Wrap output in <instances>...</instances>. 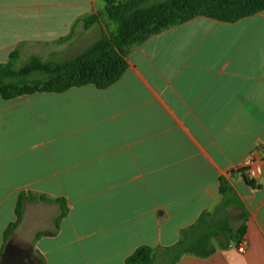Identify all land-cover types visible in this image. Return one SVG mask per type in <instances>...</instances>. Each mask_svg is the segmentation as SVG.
<instances>
[{"label":"crops","instance_id":"0c3cea01","mask_svg":"<svg viewBox=\"0 0 264 264\" xmlns=\"http://www.w3.org/2000/svg\"><path fill=\"white\" fill-rule=\"evenodd\" d=\"M104 9L105 0H0V56H61L85 44L94 26L84 20ZM127 62L105 90L0 99V250L25 194L37 199L11 237L35 250L24 264H125L143 246L156 264H264V174L250 182L232 171L264 147V12L235 24L196 18ZM56 200L68 207L59 229ZM204 212L234 230L245 223L246 252L212 240L204 257L196 234L184 247L198 252L163 258Z\"/></svg>","mask_w":264,"mask_h":264},{"label":"trees","instance_id":"16d2710c","mask_svg":"<svg viewBox=\"0 0 264 264\" xmlns=\"http://www.w3.org/2000/svg\"><path fill=\"white\" fill-rule=\"evenodd\" d=\"M262 12L264 0H165L159 3L156 0H105L104 11L86 18L84 23L90 28L104 18L108 34L82 54L62 63L31 56L25 65L18 66L22 59L21 50H15L8 63L0 65V99L10 101L37 93H64L88 85L105 90L115 85L127 71L130 50L153 36L200 17L235 24ZM110 26H114V30H110ZM225 194L224 185L221 195ZM36 199L25 194L19 196L16 221L9 225L4 234L0 264L12 235L23 221L26 203ZM38 199L51 202L45 196ZM56 202L61 205V215L56 221V228L59 229L62 220L68 215V207L64 200ZM219 230L220 233H216ZM196 234L199 237L193 244L196 249L200 247L204 257H208L216 251L212 240H216L222 248L225 247L223 239L228 243L239 244L246 234V225L244 223L234 230L226 217L221 223L215 220V213L204 212L195 225L182 232L177 246L163 250V258L178 252L176 259L171 262L175 263L184 254L198 252L192 249V244L187 249L184 247ZM156 261L157 250L143 246L129 256L125 264H156Z\"/></svg>","mask_w":264,"mask_h":264},{"label":"rangeland","instance_id":"374dc122","mask_svg":"<svg viewBox=\"0 0 264 264\" xmlns=\"http://www.w3.org/2000/svg\"><path fill=\"white\" fill-rule=\"evenodd\" d=\"M162 1H165V0H156V2H158V3L162 2ZM100 20H102V22L99 21L98 23H96L99 25H93L94 27L90 32L87 31V32H84L82 34V38L84 39L83 43H85V44H83L82 46L80 44H77L76 46H73L72 48H65V49H63L64 53L61 56H57V57H56V55L51 56V57H48V56L45 57L44 56L43 59H45V61L61 62L62 63V62H66L68 60L73 59L74 57H76V54H78V53L80 54V52L81 53L84 52L86 49V46H84V45L89 44L90 46H92L101 37L106 35L107 32L109 33L108 26L107 25L104 26V24H106L105 19L102 18ZM110 30H114V26H110ZM63 44H66V42H64ZM28 59H29V56H25V58L21 59L19 65L18 64L17 65L18 66L25 65L27 63ZM8 60H9L8 58L0 56V64L4 63V62L7 63ZM31 254H35V250L33 248L32 249H24V248L20 247L15 241L10 240L9 245H8V247L4 253L1 264H24V260L25 259L27 260V258L29 259ZM30 264H34V263L31 261Z\"/></svg>","mask_w":264,"mask_h":264},{"label":"built area","instance_id":"2783aa9c","mask_svg":"<svg viewBox=\"0 0 264 264\" xmlns=\"http://www.w3.org/2000/svg\"><path fill=\"white\" fill-rule=\"evenodd\" d=\"M232 171L243 173L247 179L256 182L264 174V147L252 154L241 167ZM236 247L240 253H245L248 248L247 239L243 238L239 244H236Z\"/></svg>","mask_w":264,"mask_h":264},{"label":"water","instance_id":"95a60500","mask_svg":"<svg viewBox=\"0 0 264 264\" xmlns=\"http://www.w3.org/2000/svg\"><path fill=\"white\" fill-rule=\"evenodd\" d=\"M36 253H38L39 254V252L37 251ZM40 258H41V260L43 261V262H45V259L40 255Z\"/></svg>","mask_w":264,"mask_h":264}]
</instances>
